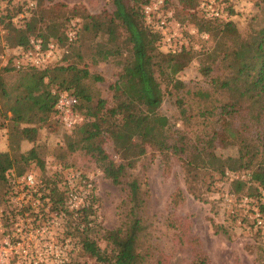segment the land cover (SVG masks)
<instances>
[{
    "label": "trees",
    "instance_id": "1",
    "mask_svg": "<svg viewBox=\"0 0 264 264\" xmlns=\"http://www.w3.org/2000/svg\"><path fill=\"white\" fill-rule=\"evenodd\" d=\"M200 1L178 0V9L186 12V21L178 22L190 25L199 37L207 34L212 42L210 48L199 51L182 48L176 53H164L159 51L160 35L143 17L139 3L146 1L112 0L115 8L112 15L107 12L91 15L81 7L69 10L70 23L61 35L74 24L76 38L65 47L59 33L62 23L56 25V30L48 29L47 19L52 16L44 7V0H36L31 16L8 32L6 42L15 54L20 48H30L33 39L41 40L44 45L56 42L57 47L42 70L49 88L43 104L28 93L19 75L14 74L19 72L11 65L14 53L7 66H0V102L4 105L3 113L0 112V131H3L0 133V205L8 202L12 172L21 175L32 164L44 168L38 152L39 137L41 132L49 130L52 117L64 132L65 153L89 156L114 186L122 185L127 172L134 170L150 150L161 158L166 172L171 169L172 156L181 161L186 192L194 198H199L197 178L202 172L223 176L226 171H249L251 185L233 182L230 189L228 186L212 191L217 206H222L217 202H221L223 191L249 197L254 195V190L264 187V134L256 133L264 126V26L242 29L234 20L236 15L231 6L222 0L229 19L225 22L205 19L198 12ZM172 19L177 22L173 14ZM40 25L46 33L40 31ZM86 47L93 66L110 59L121 60L117 81L112 86L119 95L114 94L110 104L97 87L102 78L92 74L82 60L81 52ZM194 60H199L198 71L207 79L208 88L182 94L185 82L180 74ZM154 67L169 74L168 88L153 81L150 73ZM10 79L13 82L8 84ZM60 94L75 98L76 110L84 117L82 123L70 130L64 128L55 109ZM189 94L198 105L196 114L190 108L189 98L184 96ZM165 100L175 106L181 128L161 115ZM197 117L206 126L193 138L192 119ZM150 120L161 123L162 140L142 133ZM108 142L113 156L105 150ZM44 182L42 188L49 189L54 208H61L63 194L58 184L53 180ZM126 184L129 209L118 227L105 230L92 224L90 218L95 215L98 200L92 195L91 204L78 212L67 230L72 239L79 236L84 252L101 264H147L149 259L144 252L138 253V244L146 237L140 217L145 202L142 185L136 177ZM183 200L184 192L179 189L173 194L172 203L177 206ZM3 212L4 219H9L11 211L3 209ZM3 226L7 230L8 223L4 222ZM214 228L218 232L222 227ZM100 240L106 243L103 250L98 245ZM133 258L136 260L131 262ZM194 264H207L201 250L195 253Z\"/></svg>",
    "mask_w": 264,
    "mask_h": 264
},
{
    "label": "rangeland",
    "instance_id": "2",
    "mask_svg": "<svg viewBox=\"0 0 264 264\" xmlns=\"http://www.w3.org/2000/svg\"><path fill=\"white\" fill-rule=\"evenodd\" d=\"M132 1L126 0V3ZM140 1H146L147 3L150 0ZM222 1L231 6L234 15H236L234 20L242 29L264 26L263 0ZM44 2V7L48 8L47 11L52 16V19H47V23H50L48 29L56 30V25L62 23L59 30L60 35L70 23L67 14L73 8H84L91 15L102 12L112 15L115 10L112 0H44ZM164 2L165 9L175 15L177 22L178 20L186 21V12L178 9V0H164ZM139 5L141 8L145 4L139 3ZM178 24L180 25L179 34L181 38L176 41L177 43H183L184 50L199 51L200 49L210 48L211 38L203 39L197 36L196 33H191V30L194 29L190 28V25L184 26L179 22ZM6 27L8 32H12L15 28L11 25H6ZM38 27L42 33H46L44 26L40 25ZM89 51L87 47L82 50V60H84L92 74L102 78V81L97 83V87L101 91V96L110 104L112 96L114 94L119 95V92H113L112 86L117 81V75L121 69V60L110 59L93 66L90 63L89 57L91 54ZM159 51L166 52V48L161 43ZM199 63V60H194L180 74L181 79L185 82V90L182 91V94H185L188 90L193 93L198 88H208L207 79L199 74ZM14 74L19 75L21 85L40 104L46 101L49 88L42 70L28 68ZM150 74L153 81L159 83L162 88L169 87L170 76L166 71L154 67ZM12 82L13 79H10L8 84ZM184 96L189 98L190 108L196 114L198 105L193 101L192 95ZM215 97L220 99L217 96ZM0 105V112L3 113L4 105L2 102H0ZM160 113L167 117L170 122L176 123V127L181 128L180 122L177 121V110L171 101L165 100L162 103ZM202 122V119L198 117L192 119L190 135L193 138L196 134L204 131L206 124ZM0 123H2L1 117ZM3 123L6 122L3 121ZM48 124L50 125L49 130L47 128L45 133L41 132L39 137L40 147L38 152L40 158L44 161V168L40 169L32 164L26 171L33 172L42 185L46 180H53L58 184L63 194L62 206L58 209L66 210L68 208L65 198L69 193L72 192L82 197L81 205L76 204L73 212H65L62 228L63 237L70 238L67 234L70 222L77 218L81 209L91 204L92 195H95L98 199L94 206L95 215L90 218L93 220L92 224L105 230L118 227L129 209L126 183L129 179L136 177L141 182L145 200L140 217L146 229L143 234H146V237L143 236L144 238L138 244V253L142 255L144 252L149 256L147 264H194L197 250L202 251L207 259V264H264V243L261 241L259 234L253 230L250 218L253 204L243 205L239 202L240 196L238 194H234L237 197L235 202L225 203L222 195L226 191L221 192V202H217L221 203L222 206H217L216 201L212 199L214 195L212 191L227 189L230 184L223 176L200 173L197 178L199 198H194L186 192L181 161L176 156H172L171 169L166 172L161 158L148 150L146 156L138 162L137 167L127 172L122 185L114 186L110 180L104 177L89 156L82 153H65L64 132L59 123L52 117ZM163 130L161 123L157 120H150L145 123L142 133L160 141L163 137ZM0 133H3V131H0ZM256 133L263 135L264 126L259 128ZM2 137L4 138V136ZM62 145L63 148H61ZM24 146L28 147V144ZM105 150L110 155H114L109 142L106 143ZM65 165H69V167L65 169ZM228 188L230 189V186ZM179 189L184 192V200L179 205L174 206L172 197ZM257 193L258 191L254 190L252 193L254 195L249 197L254 199ZM13 207L14 205L9 204L8 201L4 205H0V210L7 209L11 211ZM14 216L15 214L11 213L10 217L13 218ZM10 217L7 220L1 219L2 224L4 222L8 223L7 230L12 226ZM216 225L222 227L218 232L214 228ZM73 244V260L69 264H101L84 252L79 236L74 237ZM98 245L103 250L106 243L100 240ZM135 260L133 258L131 262Z\"/></svg>",
    "mask_w": 264,
    "mask_h": 264
},
{
    "label": "built area",
    "instance_id": "3",
    "mask_svg": "<svg viewBox=\"0 0 264 264\" xmlns=\"http://www.w3.org/2000/svg\"><path fill=\"white\" fill-rule=\"evenodd\" d=\"M35 6L36 0H0V66H7L9 57L14 53L6 42V25L18 27L31 16ZM198 12L201 17L209 20L225 22L229 19V12L221 0H201ZM142 14L147 25L160 35V43L166 51L176 53L182 50L183 43L176 41L181 38L180 25L172 19V13L165 9L164 0H150L142 7ZM71 25L61 40V45L65 47L71 45L76 38L74 24ZM191 33L195 34L196 31L191 30ZM200 37L208 39L207 34ZM30 46L26 50L20 48L11 59L12 67L19 72L28 68L44 70L52 59L57 44L51 41L44 45L41 40L33 39ZM76 105L75 98L64 94L56 99L55 109L65 129L70 130L84 120L77 112ZM223 178L229 183L252 184L249 171H226ZM9 184L8 201L14 205L11 213L15 216L12 218L9 215L12 226L6 230L1 223L4 212L0 210V264H69L74 244L71 237L62 235L63 220L65 212H73L76 204L81 205L82 197L71 192L65 198L67 211L55 209L49 191L42 188L41 181L31 171L22 175L12 172ZM222 198L225 203H233L237 199L228 191ZM239 202L243 205L253 204L250 216L253 230L264 243V187L258 188L254 199L243 195L239 197Z\"/></svg>",
    "mask_w": 264,
    "mask_h": 264
}]
</instances>
